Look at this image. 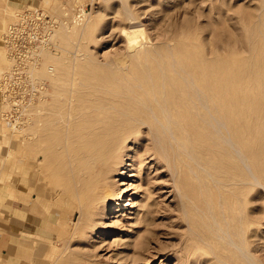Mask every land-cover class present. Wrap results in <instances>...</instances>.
<instances>
[{"label": "rangeland", "instance_id": "374dc122", "mask_svg": "<svg viewBox=\"0 0 264 264\" xmlns=\"http://www.w3.org/2000/svg\"><path fill=\"white\" fill-rule=\"evenodd\" d=\"M29 8L44 11L48 21L42 27L49 37L37 49V62L29 64L22 76L23 95H9H21L16 110L10 107L11 120L3 115L6 101L0 100V184H7L9 196L17 201L10 204L18 205L16 214L24 218L23 244L25 252L34 254L33 264H264V106H258L252 116L262 118V128L257 136L260 142L257 139L252 148L255 159L246 154L250 170L230 157L226 150H232L224 143L215 166L208 165V159L201 161L204 167H212L215 180L207 178L194 161L199 179L194 175L191 179L173 160L149 156L151 126L134 129L135 137L123 149L128 152L124 165L109 179L111 192L117 195L105 213L81 192L87 175L80 169L73 171L75 150L65 152L62 144L66 136H75L76 130L68 131L71 125L97 128L99 120L107 117L104 112L113 113L110 107L127 100L133 87L142 91L133 78L150 67L159 71L163 60L173 59L169 52L222 62L240 77L238 91L246 97L252 96L249 78L257 82L255 72L260 71L263 77L253 92L260 94L264 105V0H0L2 87L3 74L13 65L2 35ZM132 37L137 42L134 48L129 45ZM138 52H151L153 57L135 58ZM55 75L57 80L52 78ZM96 104L105 109L100 111L102 118ZM200 153L209 155L207 149L198 153L202 157ZM206 157L210 160V155ZM245 176L250 186L243 188ZM209 190L214 192L212 200ZM227 193L240 200L235 211L227 212L235 219L222 217ZM26 195L30 200L24 207ZM0 207L6 209L1 195ZM6 211L0 215L7 216ZM228 232L244 247L248 259L232 245Z\"/></svg>", "mask_w": 264, "mask_h": 264}, {"label": "bare ground", "instance_id": "6f19581e", "mask_svg": "<svg viewBox=\"0 0 264 264\" xmlns=\"http://www.w3.org/2000/svg\"><path fill=\"white\" fill-rule=\"evenodd\" d=\"M43 45L45 46L44 43ZM129 45L130 48L136 47V39H134L133 37L130 38ZM167 54L173 59L168 58L169 60H163V64H160L158 66L159 71L155 69L153 71V69H151L150 67V70H148L146 73H141V75L135 76L133 78V80L136 82L135 86L139 89L141 88L142 91H137L133 87L128 93L129 95L127 100L123 102L121 100L119 104L110 107L111 111H114L113 113H110L108 109V111H105V109H102L100 105L96 104L97 106L95 107V109L100 117V111H102L103 113L104 110V113L107 114L106 119L99 120V127L96 128V126H93V128H89L87 124L82 127H79L78 124L73 126L71 125L68 131L76 130L75 136L73 137L72 134L70 137L66 136L63 139L62 144L64 146L63 149L65 148V152L74 149L76 153L73 157H71L74 162L73 165H76H74L73 171L76 172L77 169H80L83 170L88 176H86L85 180H83L82 186L80 183L81 192L87 193V200L91 202L94 206L96 204L98 209H100L102 213L109 211L111 206L109 207L108 203L109 201L115 199L114 197L117 195L111 192V185L109 184V179L111 178L113 173L118 171L119 167H122L121 165H124L123 159H125V156L127 155L125 154L127 150L126 152H123V149L125 148V143L131 138L135 137L133 136V131L134 129H139L141 125L149 124L153 131L152 137L154 134L153 143L146 144V146H150L151 144V147L149 149H147L148 146L146 147V153H149V156H155L158 159L164 158L167 161H175L177 167L183 171H186V173L191 176V179L194 176L195 179L200 178L198 173L193 168L194 166H192L193 161L196 166L199 165L205 171V175L207 178H211L212 180L214 179L211 166H215L216 162L214 160L217 161L218 157L220 158L219 155H221V150L225 149L224 147H222L224 146V143L226 144V147L228 146L232 150V153L229 149L226 150L230 154V157L234 159H240L246 169L250 170V167L247 163L246 154L249 155V153H251L252 156L249 155V158L253 157V159H255L254 157L256 156V153L253 152L252 148L255 144L257 146V142L259 141L257 136L258 134L259 136L261 134L262 127L260 123L262 121V118L257 115L256 117H254L253 120L252 116L258 113V106L260 108H263L264 106L262 104V98L260 97V94L257 95L256 91L253 92L255 84L260 81V78L263 77V75L260 74V71L255 72L256 76L258 77V81L256 80L257 82L254 81L255 78H253V76L252 78H249V87L252 88L251 94L252 96H254H250V98L248 96L246 97L242 95L240 91H238L240 86L239 84H237V82H239L240 77L234 74V70L232 68L228 66L225 67L224 65H222V62H212L204 59H199L195 56L192 57L191 54H183L179 51L174 53L169 52ZM136 57L148 59L150 57L152 58L153 55L151 52H138L135 54V58ZM52 78L54 80H57L56 75ZM104 92L106 91L104 90ZM36 94L37 93H35V95ZM98 115L96 117H98ZM41 118L43 117L41 116ZM44 121H47V119ZM147 131L149 132V128L147 129ZM50 137L53 138V136ZM154 140H156L157 142L155 143ZM217 144H219V147ZM258 147L260 149L262 146L260 147L259 145ZM59 149H61V147ZM206 149L208 151V154L210 155V160L206 157H209V155L207 154L202 156V153H200V156L202 157H199L198 155L200 151H206ZM216 149L219 153L216 151L215 154ZM194 154L196 155V157ZM64 158L65 159L62 158L63 161L67 159L66 156ZM203 159H205L206 161L208 159L209 164H207L211 166L204 167L201 162ZM142 160L140 159V161ZM54 161L55 160H53V162ZM250 163L252 164V161ZM259 163L261 164V162ZM158 164L159 163H157V165ZM161 165L162 164H160L159 166ZM219 169L221 173L226 174L225 168L220 166ZM231 177L234 178L235 175H232ZM251 177L255 181L258 180L256 174H254L253 172H251ZM248 179L249 178L245 176L244 180L241 181V185L243 186V188L247 185L250 186ZM186 181H189V178L188 180L186 179ZM186 181H184V185H186ZM187 184L190 185L189 183ZM207 187L209 188V186ZM211 190H209L210 193L208 198L212 200L213 191L211 192ZM122 196L123 194L120 196V200L123 199ZM234 196L235 194H229L226 199V202L223 203V209L226 214L224 215L223 209H221V213L223 214L222 217L225 220L226 218L231 217V219H235V216L233 215H229L227 217V212L235 211V205L238 204L240 201H238L237 198L235 199ZM29 200L30 199L28 195L24 196V203L26 204V206L24 207H27L29 205ZM42 202L43 201L41 199H38V203L41 204ZM38 203L36 205H38ZM210 216L211 215L207 216L209 220H211L212 217ZM238 224H240V220H238ZM243 225H245V221ZM227 226H229L228 222ZM220 228L222 229L221 226ZM241 228L245 232V227L241 226ZM236 229H238L237 226ZM227 237L232 239V245H234L238 250H240L241 255L247 258L248 254L246 253L244 247L233 240L232 234L228 232Z\"/></svg>", "mask_w": 264, "mask_h": 264}, {"label": "built area", "instance_id": "2783aa9c", "mask_svg": "<svg viewBox=\"0 0 264 264\" xmlns=\"http://www.w3.org/2000/svg\"><path fill=\"white\" fill-rule=\"evenodd\" d=\"M46 18L44 11L39 8L26 9L19 13L18 20L11 24L2 35L1 42L13 62L12 68L4 75L3 87L0 86L1 96L9 108V110L5 108L3 115L10 120V107L14 105L12 111L16 110L15 105L18 106L21 95L18 97L9 95L14 92H19L22 95L24 93L22 76L27 72L29 64L37 62V49L42 47L48 38L47 31L42 27V25L45 26V20L48 21Z\"/></svg>", "mask_w": 264, "mask_h": 264}, {"label": "crops", "instance_id": "0c3cea01", "mask_svg": "<svg viewBox=\"0 0 264 264\" xmlns=\"http://www.w3.org/2000/svg\"><path fill=\"white\" fill-rule=\"evenodd\" d=\"M2 99L0 95V100ZM14 175L19 174L15 172ZM9 191L10 188L7 184H0V195L5 198L6 204V209L0 207V211L7 210V216L3 217L0 215V264H33L32 257L34 254L25 252V246L23 244V241L26 240L23 237L26 234L23 223L24 218L16 214L19 210V206L12 203L10 204L12 201H17L9 196ZM34 197L35 193H33L31 199L34 200ZM27 218L31 221V217L27 216ZM27 229H30V227ZM30 231L33 230L30 229ZM32 233H34V231Z\"/></svg>", "mask_w": 264, "mask_h": 264}]
</instances>
